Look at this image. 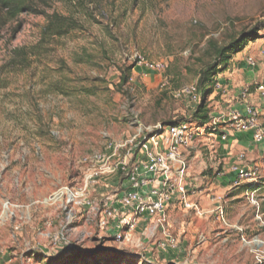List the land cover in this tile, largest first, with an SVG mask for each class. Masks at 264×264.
Wrapping results in <instances>:
<instances>
[{"label": "rangeland", "instance_id": "1", "mask_svg": "<svg viewBox=\"0 0 264 264\" xmlns=\"http://www.w3.org/2000/svg\"><path fill=\"white\" fill-rule=\"evenodd\" d=\"M29 6L33 12L11 20L0 3V264H169L155 222L120 243L99 228L95 213L77 210L65 241L55 244L66 211L62 202L45 200L63 187L83 186L101 167L83 161L126 143L140 124L191 121L199 102L189 91L216 61L212 47L263 26L264 0H30ZM54 13L78 26L34 56L31 49ZM260 35L264 40V30ZM136 55L166 69L147 72ZM123 72L130 75L126 84ZM210 157L203 153L208 168L200 177L220 172ZM123 178H100L91 202L101 205L102 193L116 197ZM252 185L223 192L222 204L232 227H242L248 239H264V177L249 192L259 209L246 195ZM213 208L200 206L197 215L178 205L165 225L178 239L171 264H260L256 249L221 225ZM63 251L72 254L56 258Z\"/></svg>", "mask_w": 264, "mask_h": 264}, {"label": "built area", "instance_id": "2", "mask_svg": "<svg viewBox=\"0 0 264 264\" xmlns=\"http://www.w3.org/2000/svg\"><path fill=\"white\" fill-rule=\"evenodd\" d=\"M136 58L140 68L142 66L147 72H163L166 69L163 62L148 63L139 55H136ZM248 62L255 64L252 58H249ZM256 92L264 97V82L256 86ZM189 93L196 103L200 102V98L196 94V87H192ZM250 93V88H247L245 96ZM261 118L264 120V111L261 114L257 108L248 105L245 116L239 112L229 115L230 129L240 132L253 131L255 143H263L264 124H260ZM205 133V127L193 121H183L166 126L140 124L136 134L126 143L111 144L108 147V154L85 159L84 163L101 165L100 169L89 174L85 178L83 186L63 187L45 200L44 204L62 202L66 211V223L60 235L55 238V244L56 241H65V228L75 221L76 211L87 208L100 217L99 228L109 232L110 236L120 243L132 237L139 225V219H156V229L163 231V238L159 241L158 248L165 252L176 250L178 239L165 227L168 217L167 210L173 199L178 198L180 204L187 210L202 215L198 203L191 200L198 196L199 192L194 189V185L187 182L189 162L186 154L193 147L197 138ZM223 138L225 139L226 136ZM124 151L126 154L123 155ZM112 160L115 161L114 165H112ZM233 170L238 173L241 182H248L254 186L258 184L261 167L247 162L245 154L239 156V164ZM117 173L125 176L128 188L123 191L122 195L106 200L101 205H94L90 196L98 186L99 179ZM250 190L251 188L247 189L246 195L250 202L259 209L260 205L254 194L249 193ZM222 200L221 195L212 198L214 204L212 212L216 220L225 227L239 231L243 244L256 249L254 251L256 260L262 264L264 262V239H248L242 227H232ZM118 207L123 211H119ZM258 218L261 220L259 216ZM262 225L264 226V223ZM15 230L18 231L21 228L16 226Z\"/></svg>", "mask_w": 264, "mask_h": 264}, {"label": "crops", "instance_id": "3", "mask_svg": "<svg viewBox=\"0 0 264 264\" xmlns=\"http://www.w3.org/2000/svg\"><path fill=\"white\" fill-rule=\"evenodd\" d=\"M258 41L250 43L243 52L235 55L229 69L217 76L214 93L207 101L211 121L207 126H204L206 131L208 128L213 127V133H205V135L199 136L186 154L189 162L187 182L190 185L197 182L196 185L203 188L198 196L191 200L197 202L199 207L201 206L204 209L212 208V196L222 195L223 192L244 183L239 180L238 173L233 170L239 164L241 154H245L247 162L259 165L261 167L260 178L264 177V142L255 143L253 131L231 130V124H229V115L233 112H239L245 116L248 105L254 106L263 114L264 97L256 92V86L264 82V40ZM253 46L257 47L254 48ZM249 58L254 60V65L248 62ZM247 88H250L251 93L245 96ZM260 124H264L263 118L260 119ZM208 152L211 155L210 160L214 161L210 167L220 171L214 179H209L207 176L200 177L204 170L208 168L205 159H203V153ZM148 176L152 177L151 175ZM211 182L213 183L211 184ZM127 185L128 182L123 178L121 189L116 197L122 195L123 191L128 188ZM253 187L254 185L248 188ZM101 196L103 197L101 199L102 203L115 198L104 193ZM178 205H181L178 198L173 199L169 204L167 228L170 227L173 214ZM118 209L121 212L123 211L119 207ZM85 211L90 212L87 208H85ZM155 220L141 218L137 229L141 231L147 227L148 223L153 224ZM187 242H183V247L187 245ZM179 252H182V250L180 249ZM175 254V250L167 252V260L172 259V262H174Z\"/></svg>", "mask_w": 264, "mask_h": 264}, {"label": "trees", "instance_id": "4", "mask_svg": "<svg viewBox=\"0 0 264 264\" xmlns=\"http://www.w3.org/2000/svg\"><path fill=\"white\" fill-rule=\"evenodd\" d=\"M49 1V0H46ZM30 0H0L3 8L9 11V18L15 19L24 11L33 12V8L29 6ZM48 24L43 32L42 38L38 45L31 49V54L34 56L41 55L48 50L50 41L61 39L69 35L74 29L77 28L78 22L70 16H64L59 13H54L47 16ZM264 30V25L254 28L252 31L242 33L238 38L234 39L229 46L217 47L213 46L215 51L216 61L213 64L206 66V69L202 70L200 77L196 84V94L200 98L199 105L193 115L191 121L197 122L201 126H207L210 121V109L208 108L207 101L214 93L215 86L217 85V76L226 72L232 64L233 57L243 52L250 43L256 42L263 38L260 34ZM135 67H130L129 70H133ZM130 75L123 72L121 80L123 84L129 82ZM69 256L72 252L63 251L56 258ZM68 256V255H67ZM176 258V257H175ZM169 264H171L172 259ZM49 264H55L50 262Z\"/></svg>", "mask_w": 264, "mask_h": 264}]
</instances>
